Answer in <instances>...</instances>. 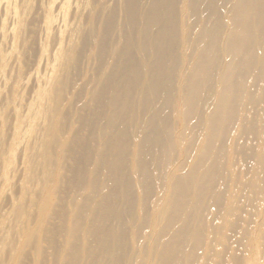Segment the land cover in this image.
Wrapping results in <instances>:
<instances>
[{
	"label": "bare ground",
	"instance_id": "1",
	"mask_svg": "<svg viewBox=\"0 0 264 264\" xmlns=\"http://www.w3.org/2000/svg\"><path fill=\"white\" fill-rule=\"evenodd\" d=\"M7 17L0 156L26 143L37 199L0 206L2 264H260L264 0H18Z\"/></svg>",
	"mask_w": 264,
	"mask_h": 264
},
{
	"label": "rangeland",
	"instance_id": "2",
	"mask_svg": "<svg viewBox=\"0 0 264 264\" xmlns=\"http://www.w3.org/2000/svg\"><path fill=\"white\" fill-rule=\"evenodd\" d=\"M10 4H11V6H10ZM12 5H13V8L15 9L16 8V6L18 5V0H10V1H7V4L5 5V11L2 13V9H4V6H2V4H1V7H0V52L3 50L4 51V49H6L7 47H9V43H8V41H10V26H11V23H12V20L11 19H8V13H9V10H12ZM8 11V12H7ZM12 13V12H11ZM3 15V16H2ZM8 35V36H7ZM7 36V37H6ZM76 44H78V41L77 40H75L74 41ZM41 63L42 62H40L39 64H37L35 67H33V70H36L38 73L39 72H41V74H43V75H46V77H47V79L48 80H50V83L54 80V77H56V74H57V72H58V70H57V68L56 67H52V66H50V65H46V66H44V63H42V65H41ZM32 70V71H33ZM47 73H48V75H47ZM11 77L10 76H7L5 79L3 78H0V104H5L4 102V97L6 96V94H7V91H8V88L11 86V80L12 79H10ZM34 78V77H33ZM31 79V78H30ZM30 79L29 80H26V81H22V83H24V84H22V85H20L21 87H20V93L22 94L21 96V100H20V103H22V104H24L25 103V100H23V99H25V96H26V91H27V88L29 87V85H30ZM52 80V81H51ZM40 82V76H39V78L38 79H36L35 80V82H34V88H37V89H39V88H41V84L39 83ZM10 86H9V85ZM32 85V84H31ZM7 90V91H6ZM2 96V97H1ZM44 99H45V95L42 93V95H41V97H39L38 98V102H40V105H39V110L40 109H42V107H41V103H43V101H44ZM2 100V101H1ZM34 103V102H33ZM2 104V105H3ZM11 107V108H10ZM9 108L10 109H12L13 108V106L12 105H10V103L6 106V107H4L3 109H2V111L0 112L1 114H0V131H1V133H0V151L2 150V148H3V145H2V140L4 139V130H5V126H6V118L4 117L5 115L4 114H6L8 111H9ZM9 112H11V111H9ZM44 126V125H43ZM26 136H28L29 138L32 136L28 131L26 132V135H25V137ZM22 144V145H21ZM20 144V146L21 147H16L15 148V150H16V152H14V154H12V153H8L7 152V155L6 154H4V155H1L0 156V162H1V166H0V200L2 199V202L0 203V206H3L5 203H7L8 201H12V200H14V201H19L20 202V200H21V202L20 203H22L23 205H25V207H27L31 212L33 211L31 208L32 207H29L30 206V203H29V201H32V199L33 200H36L37 198H36V194L34 195V193H35V184L32 186L31 185V181L30 182H28V175H29V169H28V167H27V165H29L28 163H27V161H28V157H27V155H26V153H25V148H24V146H26V143H21ZM18 148V149H17ZM21 150V151H20ZM23 152V153H22ZM16 157H15V156ZM13 156V157H12ZM15 157V158H14ZM18 157H20V158H18ZM17 158L18 159H20L19 161L17 160ZM13 159V160H12ZM13 162H12V161ZM2 161H4V162H2ZM17 162H18V165H17ZM7 163H13L12 164V166H13V171H12V169L11 170H9L8 168H10V167H6V164ZM4 164H5V167H4ZM4 167V168H3ZM39 168V167H38ZM3 169V170H2ZM39 171H40V168H39ZM243 171H244V169H242V171H241V175H240V178L239 179H243L244 178V174H243ZM2 172V173H1ZM18 178V181H15L16 179ZM39 178H41L40 176H39ZM13 181V182H12ZM14 181L16 182V183H14ZM34 181V183L36 182L35 180H33ZM14 183V184H13ZM33 183V182H32ZM58 184V182H57V179L56 180H54V184ZM10 184H13V185H11L10 186ZM2 187V188H1ZM14 187H18V188H16L15 189V191L13 190L14 189ZM8 188H9V190L11 191H9L8 190ZM32 188V189H31ZM18 189V191H17V193H16V190ZM7 190V191H6ZM29 191V193H27L26 191ZM13 191V192H12ZM8 192H10L9 194H8ZM15 192V193H14ZM47 193V192H46ZM46 193H45V195H44V198H45V196H46ZM4 194H6V195H4ZM6 196V197H8V198H6L5 199V197H2V196ZM13 196H14V198H13ZM17 196V197H16ZM27 196V197H26ZM51 198V199H50ZM8 199V201L7 202H5L4 200H7ZM16 199V200H15ZM25 199H27L26 201H25ZM48 199L50 200V204H53L54 202H55V199L51 196V197H49V194H48ZM41 200V199H40ZM5 203H4V202ZM34 202V201H33ZM4 203V204H3ZM5 205H8V204H5ZM27 205V206H26ZM41 205V204H40ZM5 208H7V206L5 207ZM5 208L4 209H2V211H0V215H2L1 217H0V221H2V225H4V224H7V226L6 225H4L3 227L5 228V230L6 231H4L5 232V235H6V233H8L6 236H4L5 238H4V240H3V242H2V245H1V254H0V264H2V261H1V259L2 258H6V256L4 255V254H7L6 253V250H9V243H8V239H9V234L11 233V232H13L12 231V225L14 224V218H15V215L12 213V211H8V212H5ZM245 210H247V206H245V208H244ZM5 212V213H4ZM11 214V215H10ZM9 216H10V218H9ZM242 216L243 217H246L247 215L245 214V212L244 213H242ZM21 219H22V221H24L25 220V223H26V218H24V216H22L21 217ZM8 220V221H7ZM13 221V222H12ZM6 222H8V223H6ZM11 223V224H10ZM11 225V226H10ZM28 226V228L30 227L29 226V224L27 223V224H25V226ZM10 226V228H8ZM8 228V229H7ZM8 230V231H7ZM9 230H10V232H9ZM11 234H13V233H11ZM38 236H39V233H38ZM257 236L259 237V239H258V241H259V244H258V247H257V249H256V252H255V254H254V258L257 260V261H259V263L260 264H264V226H262V227H260L259 229H258V231H257ZM21 241L19 242L20 243V247L22 246V244H23V242H25V240H26V237H25V235H24V237L23 238H21L20 239ZM5 242H7L6 244V246H5ZM5 247H6V250L4 251V249H5ZM4 248V249H3ZM22 248V247H21ZM26 248V250H29V247H25ZM234 248H235V246L234 245H230V247H229V251H231V252H234ZM2 252H5V253H2ZM237 253H239V254H241L240 253V248L238 247V249H237ZM5 256V257H4ZM261 256V257H260ZM4 259H3V261H4ZM34 264H36V263H34Z\"/></svg>",
	"mask_w": 264,
	"mask_h": 264
}]
</instances>
